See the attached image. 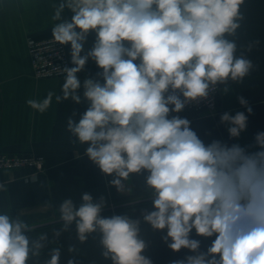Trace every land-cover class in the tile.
I'll return each instance as SVG.
<instances>
[{"label": "clouds", "instance_id": "obj_1", "mask_svg": "<svg viewBox=\"0 0 264 264\" xmlns=\"http://www.w3.org/2000/svg\"><path fill=\"white\" fill-rule=\"evenodd\" d=\"M50 4L51 38L70 46L72 66L58 68L64 77L61 94L49 91L42 100L26 103L44 113L53 98L57 103L87 102L78 120L75 111L67 119L70 143L85 146L83 155L111 177L109 185L118 192L125 193L130 181H140L135 204L147 194L151 210L141 209L135 218L103 216L105 198L94 200L82 192L79 204L72 198L62 201L61 227L52 230L50 240L48 233L30 235L35 225L11 215L9 204L0 209V264H61L62 245L48 246L73 227L80 244L98 237L100 256L110 264H153L146 255L148 229L142 224L153 233H166L161 239L174 253H192L172 264H264V131L251 145L219 139L205 143L179 115L217 90L226 95L257 68L247 53L260 41L238 44L245 0ZM65 9L72 13L70 20L62 18ZM90 34L95 38L86 47ZM89 61L99 71L82 80ZM237 100L247 115L220 116L230 139L246 131L253 113L243 96ZM8 192L7 182H0V193ZM193 231L214 237L206 251L192 238ZM45 249L49 258L41 261ZM67 251L79 253L76 244ZM67 264L81 262L72 256Z\"/></svg>", "mask_w": 264, "mask_h": 264}, {"label": "crops", "instance_id": "obj_2", "mask_svg": "<svg viewBox=\"0 0 264 264\" xmlns=\"http://www.w3.org/2000/svg\"><path fill=\"white\" fill-rule=\"evenodd\" d=\"M52 3H59V0H52ZM242 11L246 19L238 30V44L260 41L247 53L257 68L243 84L231 85L226 95L219 91L221 111L216 117H201L187 110L179 114L191 122V128L205 143L219 139L229 145H251L254 144L255 135L264 131V0H245ZM52 12L50 0H4L3 7H0V152H34L46 158V170L35 180H27L20 170L0 171V182H7L9 188L7 195L0 193V209H6L11 204V215L20 216L25 222L35 225L30 235L48 233L50 240L52 230L61 227V223L51 224L60 220L58 208L64 199L72 198L79 204L81 193L88 192L94 200L103 196L106 204H109L123 196L140 195L142 191L140 181L133 180L128 183L125 193L118 192L109 185L111 177L102 175L83 155L85 146L70 143V134L66 131L67 119L75 111V119L78 120L86 110L87 102L76 105L69 99L57 103L53 98L51 106L44 113L27 105V100H42L49 91L61 94L64 78L34 76L27 43L29 36L39 39L51 37L54 23L51 21ZM71 15L65 9L62 18L70 20ZM94 38V34H90L86 47H90ZM67 50L70 57V46H67ZM98 71L96 65L89 61L80 77L82 80L85 75L95 77ZM237 96H243L249 102L253 113L248 116L246 131L238 139H230L227 127L220 123V116L224 112L235 115L240 111L247 115L246 108L239 104ZM45 204L50 207H45ZM132 208H117L102 215L129 214L135 218L139 217L141 209L151 210V203L135 206L134 211H131ZM142 228L148 229L145 233L149 243L146 255L153 264H172L192 254L186 249L174 253L161 239L166 233H153L143 224ZM192 238L201 241L202 251H206L214 239L196 236L195 231ZM97 241L98 237L93 239L90 236L86 243L80 244L73 227L71 232L61 235L57 244H49L48 247L62 245L61 264H67L72 256L81 264H91L92 261L110 264V261L100 256ZM69 244H76L79 253H69ZM47 252L48 249H45L41 261L49 258Z\"/></svg>", "mask_w": 264, "mask_h": 264}, {"label": "built area", "instance_id": "obj_3", "mask_svg": "<svg viewBox=\"0 0 264 264\" xmlns=\"http://www.w3.org/2000/svg\"><path fill=\"white\" fill-rule=\"evenodd\" d=\"M27 43L35 77L64 78L58 68L72 66L67 46L55 44L51 37L39 39L29 36ZM219 91L214 92L207 100L191 104L184 110L193 111L201 117H216L221 111L218 101ZM4 170H20L24 172L27 180H35L46 170V158L34 152H0V171Z\"/></svg>", "mask_w": 264, "mask_h": 264}, {"label": "rangeland", "instance_id": "obj_4", "mask_svg": "<svg viewBox=\"0 0 264 264\" xmlns=\"http://www.w3.org/2000/svg\"><path fill=\"white\" fill-rule=\"evenodd\" d=\"M140 198V195H127L123 196L122 198L116 199L114 202L106 204V210H115L117 208L122 207H135L141 204H148L151 203L150 199L148 198L147 194L144 195V197L135 204V201ZM112 208V209H111Z\"/></svg>", "mask_w": 264, "mask_h": 264}, {"label": "trees", "instance_id": "obj_5", "mask_svg": "<svg viewBox=\"0 0 264 264\" xmlns=\"http://www.w3.org/2000/svg\"><path fill=\"white\" fill-rule=\"evenodd\" d=\"M107 212H109V210L104 209L103 212H102V214H105ZM58 223H61V221L59 220V221L53 222L51 225L58 224Z\"/></svg>", "mask_w": 264, "mask_h": 264}]
</instances>
